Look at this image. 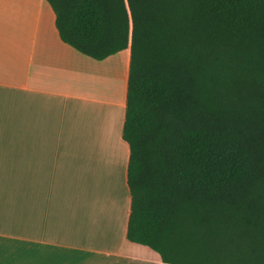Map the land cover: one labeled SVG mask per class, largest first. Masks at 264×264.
<instances>
[{
    "label": "trees",
    "instance_id": "obj_1",
    "mask_svg": "<svg viewBox=\"0 0 264 264\" xmlns=\"http://www.w3.org/2000/svg\"><path fill=\"white\" fill-rule=\"evenodd\" d=\"M66 45L130 49L128 239L165 264H264V0H45Z\"/></svg>",
    "mask_w": 264,
    "mask_h": 264
},
{
    "label": "crops",
    "instance_id": "obj_2",
    "mask_svg": "<svg viewBox=\"0 0 264 264\" xmlns=\"http://www.w3.org/2000/svg\"><path fill=\"white\" fill-rule=\"evenodd\" d=\"M45 0H0V264H165L128 239L131 52L59 37Z\"/></svg>",
    "mask_w": 264,
    "mask_h": 264
}]
</instances>
